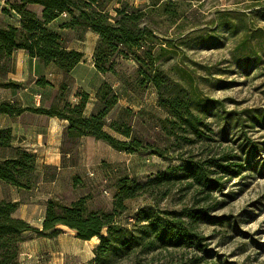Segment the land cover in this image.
Listing matches in <instances>:
<instances>
[{"label": "rangeland", "instance_id": "obj_1", "mask_svg": "<svg viewBox=\"0 0 264 264\" xmlns=\"http://www.w3.org/2000/svg\"><path fill=\"white\" fill-rule=\"evenodd\" d=\"M16 1L0 0V8ZM122 4L142 15L140 27L153 37L137 51L144 63L129 53L116 57L115 74L104 75L119 97L106 119V131L122 139L109 127L114 121L127 124L146 150L120 153L96 143L82 153H70L63 159L59 190L52 192L58 199L51 200L70 206L87 197L89 212H115L116 222L136 234L138 215L150 209L162 216L206 207L218 221L197 226L208 239L209 256L193 249L148 254L139 247L130 258H114L112 264H264V124L253 118L264 115V0H164L161 6L151 0H101L113 17ZM64 39L67 48L84 51L88 60L99 42L97 34L81 29L69 31ZM147 51L152 61L145 57ZM86 64L87 73L94 75L91 63ZM144 73L162 78V89L143 84ZM71 85L69 81L68 92ZM175 98L190 100L192 111L212 127L211 138L188 144L178 129L162 125L170 117L162 103ZM209 155H230L244 166L212 200L203 201L192 188L176 183L169 190L157 188L127 200L122 210L115 208L124 179L144 184L181 165V157L200 160ZM59 229L67 234L57 239L26 234L20 264H92L100 239L79 242L66 227Z\"/></svg>", "mask_w": 264, "mask_h": 264}, {"label": "trees", "instance_id": "obj_2", "mask_svg": "<svg viewBox=\"0 0 264 264\" xmlns=\"http://www.w3.org/2000/svg\"><path fill=\"white\" fill-rule=\"evenodd\" d=\"M151 1L154 6L164 3V0ZM103 8L101 0H17L12 3L10 10L4 11L5 14L15 12L20 16L21 23L20 27L0 28V65L3 59L11 57L16 51L25 50L31 58L46 66L55 65L68 77L84 62L85 54L65 46L62 34L51 28V25L58 21V28L63 31L81 29L99 36L93 63L102 75L115 74L116 57L127 56L129 53H133V59L137 63H144V58L137 51L149 44L153 32L140 27L142 15L127 4H122L121 8L116 9L115 17ZM261 14L264 18V11ZM145 57L153 60L150 51L145 52ZM143 78V84L152 83L157 89H162L164 81L159 76L150 77L144 73ZM76 96L80 101L78 105L67 104L63 108L53 106L50 109H22L10 103H2L0 114L15 117L32 111L68 121L65 138L68 140L67 149L71 152H74L77 146L76 140L83 137L103 141L120 153L135 154L146 150L143 142L133 137L132 128L127 124L119 121L110 124V130L122 139L106 131V119L119 102V97L109 82H105L99 89L97 109L90 117H85L89 94L78 91ZM162 105L170 116L161 120L162 125L169 124L178 129L185 142L195 145L211 138L209 134L214 132L212 127L192 111L190 100L167 99ZM253 118L256 124H264V115H256ZM12 141L10 129L0 130V148L10 147ZM157 154L164 156L161 152ZM180 160L181 165L168 168L144 184L124 179L116 195L115 208L122 210L125 201L148 194L157 188L169 190L176 183L186 184L196 195H202L203 201H209L215 193H223L229 178L239 176L244 168L230 155H209L200 160L181 157ZM36 161L35 154L17 151L13 158L0 164V180L19 189H30L35 177ZM87 204V197L75 201L70 206L50 200L40 230L14 217L19 203L0 202V264H20L21 246L26 234L35 233L39 237L55 238L63 233L60 227L75 231L76 238L82 241L100 239L92 264H112L114 258H130L134 254L133 251L139 247H143L144 252L148 254L161 249H193L203 252L206 256L210 255L206 243L208 239L197 227L201 223L218 222L209 217V208L194 209L187 214L182 211L165 212L162 216L153 209L142 211L137 217V225H140V228L136 234L116 222L115 212H89ZM105 231L106 236L103 235ZM177 264L200 263L190 260Z\"/></svg>", "mask_w": 264, "mask_h": 264}, {"label": "crops", "instance_id": "obj_3", "mask_svg": "<svg viewBox=\"0 0 264 264\" xmlns=\"http://www.w3.org/2000/svg\"><path fill=\"white\" fill-rule=\"evenodd\" d=\"M5 10V8H0V28L20 27V16L13 11L5 15L3 13ZM59 22L53 23L51 28L60 32L64 38L69 30L59 29ZM77 51L85 54L82 50ZM93 55L94 53L89 56V60L88 56L85 55L84 62L78 65L67 77L55 65L46 66L39 60L31 58L25 50L16 51L11 57L1 61L0 104L10 103L22 109H50L53 106L63 108L67 104L78 105L80 101L76 96L77 92L85 91L90 96L85 117H90L97 109L99 89L105 82H108L106 77L96 70ZM88 62L91 63V68L95 72L94 75L91 72L88 74V70L85 69ZM97 75H100L102 79L98 81ZM69 81L72 83L71 92L66 89ZM68 126V121L32 111H26L15 117L0 114V130L10 129L13 135L11 146L0 148V164L13 158L17 151L33 153L37 158L35 177L30 189H19L0 180V202L19 203L14 217L28 222L40 230L42 228L34 224L36 222L43 224L48 202L51 199H58V194L56 193L57 196L54 197L52 192L59 190L57 183L64 169L63 159L70 157V153H82L85 147L96 143L100 146L108 145L93 137H83L76 140L77 146L74 152H71L67 149L68 140L65 138ZM67 230H69L70 235H77L74 231L68 228ZM63 233L67 234L66 231ZM76 240L82 241L77 238Z\"/></svg>", "mask_w": 264, "mask_h": 264}, {"label": "bare ground", "instance_id": "obj_4", "mask_svg": "<svg viewBox=\"0 0 264 264\" xmlns=\"http://www.w3.org/2000/svg\"><path fill=\"white\" fill-rule=\"evenodd\" d=\"M75 232V231H74ZM76 233V232H75Z\"/></svg>", "mask_w": 264, "mask_h": 264}]
</instances>
